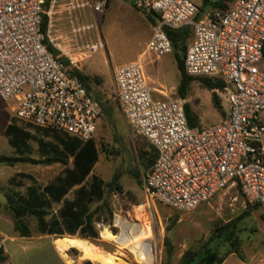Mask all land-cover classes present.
<instances>
[{
    "label": "built area",
    "instance_id": "1",
    "mask_svg": "<svg viewBox=\"0 0 264 264\" xmlns=\"http://www.w3.org/2000/svg\"><path fill=\"white\" fill-rule=\"evenodd\" d=\"M66 1L68 10L87 8L99 15L108 7V0ZM130 1L157 20L146 53L161 57L172 52L163 28H191L184 73L221 80L223 90L213 92L227 105L218 124L190 128L188 101L154 91L139 62L113 71L115 97L127 127L156 153L142 179L146 197L189 213L219 192L237 188L264 218V0H233L227 9L204 12V0ZM59 2L51 0L45 10L46 0H0V99L12 103L19 121L86 143L95 140L102 108L72 72L102 44L78 42L84 29L73 24V45L64 49L55 44L50 28Z\"/></svg>",
    "mask_w": 264,
    "mask_h": 264
},
{
    "label": "rangeland",
    "instance_id": "2",
    "mask_svg": "<svg viewBox=\"0 0 264 264\" xmlns=\"http://www.w3.org/2000/svg\"><path fill=\"white\" fill-rule=\"evenodd\" d=\"M66 3V0H60L53 9L50 30L56 39L55 44L64 49L72 46L76 40L70 32L72 24L84 29L77 36L78 42L94 44L100 41L102 44L95 53L79 63L76 70L89 78L88 91L102 108L95 133L100 156L94 167V174L106 183L117 175V185L121 188V191L108 193L107 196L112 212L111 220L98 221V239L86 241L106 254L117 255L118 259L127 264H145L136 260L129 245H121L101 236L106 229L114 238H118L121 234L118 224L123 223L133 230L140 229L142 236L150 238L152 264H183L187 253L197 252L218 229L229 222H236L238 251L225 260L224 264H264L262 211L260 208L248 206L237 188L219 192L209 203L189 213L171 210L152 202L144 193L142 179L151 165L149 160L155 153L145 140L127 127L115 97L113 71L125 64L137 62L139 55L144 53L142 60H139L144 74L156 84H161L167 91L177 90L180 82L177 61L183 59V54L172 50L169 54L156 57L145 52L157 22L156 17L137 10L130 0H108V7L103 15L95 14L87 8L68 10ZM192 41L191 30V37L186 42L187 47ZM212 93L198 81H193L190 85L186 100L193 114L198 117L195 128L207 129L218 124L227 114L225 100L216 94L219 98V109L215 108L211 100ZM167 95L179 98L176 91ZM11 109V102L0 99V157H28L40 160L36 140L49 142L52 137H44L32 126L19 121ZM11 122L30 131L35 138L29 141L30 151L24 153L23 157L8 145V139L4 136V130ZM140 156H143V160ZM62 170L63 167L59 164L44 166L19 162L13 166L0 165V195L4 198V202L0 203V210L11 219L4 207L7 197L16 193L22 195L31 185L29 180L21 181L17 178L16 182L20 181L22 186L16 187L11 182L16 174L31 175L36 184L44 186ZM67 198H71V195ZM28 224L33 230L34 221L30 220ZM37 237L40 236L31 237L34 238L33 241H28L23 250H19L17 244L4 243V249L9 256L8 264H59L53 247L49 245L50 241ZM75 251L76 253L69 250V258L77 264L84 262L80 253ZM230 251V246L224 245L220 248V257L223 258Z\"/></svg>",
    "mask_w": 264,
    "mask_h": 264
},
{
    "label": "trees",
    "instance_id": "3",
    "mask_svg": "<svg viewBox=\"0 0 264 264\" xmlns=\"http://www.w3.org/2000/svg\"><path fill=\"white\" fill-rule=\"evenodd\" d=\"M50 1L46 0L45 7L48 8ZM232 1L224 0L210 3L204 0L200 11L204 12L211 8L227 9ZM152 22L155 24L153 20ZM46 28L47 18L44 17L42 25L44 33ZM163 31L171 42L172 50L181 52L184 59L187 49L186 42L191 37V28L188 26L177 30L163 28ZM183 59L177 61L180 82L176 92L179 98L186 99L193 81H198L210 92L223 90L224 83L221 80L186 76L183 69ZM72 74L77 76L88 90L87 82L89 78L77 70H73ZM211 100L214 107L219 109V98L214 92ZM185 115L189 127L195 128L198 117L193 114L188 105L185 106ZM225 117L226 114L223 118ZM34 129L44 137H52L49 142L36 140L41 159L34 160L23 157L24 153L30 151L29 141L35 138L30 131L11 122L5 128L4 136L8 139V145L23 158L0 157V165L13 166L19 162L44 166L59 164L63 167V170L44 186L36 184L33 177L25 173H18L12 178L11 182L16 187L22 186L20 181L16 182L17 178L21 181L29 180L31 182L24 194L16 193L13 196H8L7 203L4 205L10 214L14 233L20 238L55 236L60 239L69 236V238L97 240L96 223L105 221L104 219L110 221L112 217L107 200L108 193L121 191V188L117 185L118 176L114 175L112 180L106 183L94 174V167L100 156L95 140L82 143L76 138L61 132ZM140 159L143 160V156H140ZM155 159L156 153L149 160V163L152 165ZM69 195H71V198H67ZM255 208L258 209V207ZM30 220L34 221L33 230L28 224ZM236 228V222H229L222 226L197 252L187 253L183 264H222L229 255H235L238 251V240L235 236ZM226 244L230 246L231 251L221 258L220 248ZM72 251L76 253L75 250L72 249ZM1 254L0 250V264L5 262V258ZM82 264L94 263L84 261Z\"/></svg>",
    "mask_w": 264,
    "mask_h": 264
},
{
    "label": "bare ground",
    "instance_id": "4",
    "mask_svg": "<svg viewBox=\"0 0 264 264\" xmlns=\"http://www.w3.org/2000/svg\"><path fill=\"white\" fill-rule=\"evenodd\" d=\"M121 234L114 238L109 231L103 230L101 236L107 240H114L121 245H129L130 252L135 256L138 262L152 264V246L150 238L142 236L140 229H131L127 224L119 223ZM54 246L58 252L67 260V264L72 262L67 257V252L74 248L84 261H90L94 264H127L118 259L115 254H106L100 248L94 246L84 239L64 237L56 239ZM63 259V258H62Z\"/></svg>",
    "mask_w": 264,
    "mask_h": 264
},
{
    "label": "crops",
    "instance_id": "5",
    "mask_svg": "<svg viewBox=\"0 0 264 264\" xmlns=\"http://www.w3.org/2000/svg\"><path fill=\"white\" fill-rule=\"evenodd\" d=\"M143 55H144V53L139 55L137 62H139V60H142ZM145 76L147 77V79L149 81L150 87L156 92H162L163 94L168 96L167 93H173L174 91H176L175 89L167 91L165 89V87H163L161 84H159V83L156 84L155 81L152 80L150 77H148L147 75H145ZM153 95L155 97H158L157 94H153ZM99 122H100V120H99ZM37 238L49 240L50 241L49 245L51 247H53L54 254L57 257V261L59 262V264H67V260L60 254V252H58V250H56V248L54 246V242L56 239H54L53 236H40ZM33 239L34 238H20L16 233H14L12 220L10 218H7L5 216V214L0 210V250L2 252L1 255L5 258V262L2 264H8V262H9V258H8L9 256L7 254V251L4 249V245H3L4 243L10 242L12 244L13 243L17 244L19 246V250H23L24 248H26L25 244L29 243L28 241H33ZM72 249L76 250L74 248H72ZM72 249H70V250H72ZM230 256H234V255L233 254L229 255L225 260H227ZM67 257L72 262V264H77L76 262H74L72 259L69 258L68 254H67ZM225 260L223 261L222 264H224ZM82 263H83V261L78 262V264H82Z\"/></svg>",
    "mask_w": 264,
    "mask_h": 264
},
{
    "label": "water",
    "instance_id": "6",
    "mask_svg": "<svg viewBox=\"0 0 264 264\" xmlns=\"http://www.w3.org/2000/svg\"><path fill=\"white\" fill-rule=\"evenodd\" d=\"M4 202V198L0 195V203Z\"/></svg>",
    "mask_w": 264,
    "mask_h": 264
}]
</instances>
